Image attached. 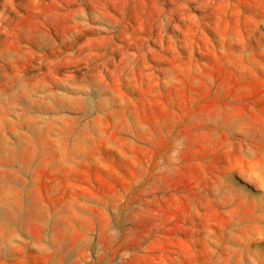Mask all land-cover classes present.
<instances>
[{
  "label": "rangeland",
  "instance_id": "374dc122",
  "mask_svg": "<svg viewBox=\"0 0 264 264\" xmlns=\"http://www.w3.org/2000/svg\"><path fill=\"white\" fill-rule=\"evenodd\" d=\"M0 264H264V0H0Z\"/></svg>",
  "mask_w": 264,
  "mask_h": 264
}]
</instances>
